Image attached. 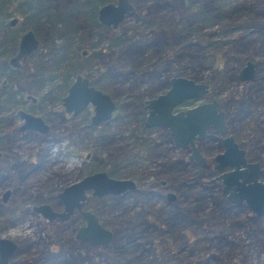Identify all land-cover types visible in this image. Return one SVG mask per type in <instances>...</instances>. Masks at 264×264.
<instances>
[{"label":"rangeland","instance_id":"obj_1","mask_svg":"<svg viewBox=\"0 0 264 264\" xmlns=\"http://www.w3.org/2000/svg\"><path fill=\"white\" fill-rule=\"evenodd\" d=\"M150 1L136 2L135 13H138L141 6H147ZM87 8V6L81 8V14L79 18H76V23L82 22L80 18H83L82 14L87 11ZM46 14L47 11L42 12L38 19L26 21L25 26L36 28L41 41L46 43L45 46L52 45L51 49L44 45L38 46L24 58L25 66L21 68V72H11V76L22 85H36L32 93L38 96L39 103L32 106L27 100L23 101V106L31 107L32 111L48 116L52 124H57L58 115L55 111L59 109V96L64 91L65 83L71 81L76 72L88 74V76L96 75L108 55L113 65V76H111L110 89L107 91L112 94L115 102L120 104V108L116 111V119L104 125L105 131L110 136L104 143H99L92 137V132H87L88 128H83L78 132H72L69 136H62L57 141H37L33 136H26L20 137L11 145L4 164L9 167L11 164L15 165L12 171L22 178L15 180L6 175L3 166L0 167V193L6 186L11 189L10 201L5 204V212L0 214V234L14 237L20 246L26 247V250L18 251L11 258L10 264L24 257L30 259L48 257L50 245L62 246L65 250L70 248L73 245L71 238L74 226L80 221L79 218L73 215L66 222L57 220L46 222L41 215L30 209V205L35 203L34 200L37 198L53 201L55 199L52 195L61 186L88 171L108 169L112 165L116 168L114 173H128L138 179L141 178L139 180L141 182L157 174L158 178L167 180V185L171 187V192L175 195V199L168 202L156 193L145 194L133 191L118 200L107 198L84 203L97 213L102 223L119 235L126 232L131 224H134L133 234L137 236V239L144 240L157 234L155 240L160 243L157 246L159 253L154 255L148 250H142L138 264H150V262L189 264L198 261L206 249L220 257V260L211 264H264V243H259L258 237H255L250 227L238 223L243 221L253 225L254 214L246 211L242 206L231 205L222 208L220 204H213L211 195H217V198L221 199L216 187L212 186L208 191L203 190L200 177L198 180L193 177H196L197 172L203 173L201 179L209 178L210 175L199 164L184 162L185 150L170 148L168 142L159 140L161 143L154 146L152 157L135 156L136 147L129 133L131 130L138 132L140 129L141 114L135 113L134 104L139 96L148 97L145 90L154 84L156 78L137 84L130 76L124 80L121 79L119 70L126 58L125 55L124 58H119L120 47H107L108 31L90 25L87 13H85L83 26L78 28L62 27L58 23L51 25L46 22L48 19ZM253 21L256 26L251 29L252 41L246 45V51L250 59L255 62L254 78L247 81L236 79L225 82L222 86L216 83L210 87V92L223 102L228 113L227 119L233 118L230 123L233 128L232 133L236 134L237 140L241 143L248 142L246 145L248 156L259 158V156L264 157V14L261 12ZM74 24L75 22H70V25ZM118 27L126 28L128 33L135 32L140 36H148L152 30L147 14H144L142 18L138 14L128 15ZM1 29L3 27H0V38L6 35L4 29ZM3 48L0 49V57L5 54ZM82 49L86 50L83 54ZM199 58L192 59V66L196 74L200 75L196 80L204 81L209 73L210 60L205 59L200 62ZM184 62H187L186 57L178 63H173L174 67L170 70V74L191 77L193 73L188 65L184 67ZM39 76L41 78L36 79ZM2 80L0 73V83ZM163 90L164 88L158 92ZM0 95L4 96L1 90ZM17 97L18 94L15 96L16 100ZM195 102L192 101L190 104ZM3 107H6L4 103ZM59 124L47 134L48 140L53 139L55 135H65L66 124ZM209 134L211 136L206 137L208 140L203 147V155L207 159L219 150L217 141L213 139L218 134L215 130L210 131ZM209 137L212 138L209 139ZM85 152L89 153L87 158L84 157ZM40 161L46 169L39 167L30 172L29 168L32 164ZM27 171L30 173H26ZM172 181H181V183L176 187V182L174 184ZM190 202H197L200 216L206 217L208 214L216 218L210 226L221 237L218 244L216 243L218 237H216L217 239L214 238L213 243L206 248L204 241L198 236L205 232V228H199L197 224H189L178 230H175L173 226V230L167 233L158 231V223L172 208H182ZM2 208L0 206V209ZM262 223L264 226V214ZM6 224H9L8 227ZM166 244L167 247L171 245L174 251H168ZM89 263L86 260L84 264ZM94 263L104 264V261L96 259Z\"/></svg>","mask_w":264,"mask_h":264},{"label":"trees","instance_id":"obj_2","mask_svg":"<svg viewBox=\"0 0 264 264\" xmlns=\"http://www.w3.org/2000/svg\"><path fill=\"white\" fill-rule=\"evenodd\" d=\"M103 1L106 0H42L36 4L35 0H0V22L8 15L9 11L27 13L30 8L34 12L38 10L45 11L54 7L59 15L53 18V23H58L62 27L78 28L82 25V22L80 24L76 23V18H79L81 8L87 6V11L83 14L87 13L89 24L108 31L107 47H120L119 58H124V55L128 58H125L120 65L119 74L122 75L121 79L124 80L127 76H130L137 84L156 78V82L145 90L147 95H153L158 89L167 85V79L172 75L170 70L174 67L173 63H178L185 57L187 62H184L183 65L184 67L188 65L193 73L191 77L194 80L199 78L200 75H197L194 71L192 59L199 57L201 58V60L198 59L200 62L205 59L210 60L209 73L204 80L210 87L216 83L222 86L225 82L236 80L237 67L245 59L250 58L246 51V45L252 41L251 29L256 26L253 19L259 16L261 12L264 14V0H227L225 2L223 0H151L147 6H141L138 13L136 12L141 18L144 14H147L149 24L152 25L151 33L148 36H140L135 32L128 33L126 28L123 27L110 29L101 26L96 19L95 11ZM132 1L134 2V8L128 15H137L135 13V3L139 0ZM51 2L56 3L52 5ZM84 18H80V21H83ZM70 22H75V24L70 25ZM234 32L237 33L232 35ZM16 36L13 37L12 34H9L10 52L15 47ZM42 43L46 45L45 42ZM48 45L47 47L51 49L52 46ZM106 56L107 61L102 65L100 74L104 73L105 77L107 75L113 76L112 61L109 60L111 57ZM128 60L130 62L127 64ZM93 81L99 88L110 89L109 84H105L98 76L93 77ZM13 85L18 88L20 84L14 81ZM9 91L13 90L9 89ZM136 100L137 102L134 104L135 111L141 113L143 112L142 100L139 98H136ZM119 108L120 104H117L116 110ZM116 117V112H114L112 119H116ZM0 134H2V131H0ZM140 134L138 132L133 134L135 138L133 144L140 155L149 157L154 153L155 141L152 142V139L146 138L144 135L140 136ZM162 134L163 140H169L166 131ZM95 135L101 142L108 141V133L103 129H97ZM137 137H139L138 140ZM193 177L198 180L200 177L199 172H197L196 177ZM180 183L176 182L175 186L178 187ZM142 192L147 194L150 191ZM112 197L115 200L118 199V196ZM211 199L215 205L220 203L217 195H211ZM252 219L253 225H250V222L243 221L238 223L250 227L255 237H258L259 243L263 244L264 226L262 216L253 215ZM215 220L214 216L208 214L206 217L200 216L197 202H190L182 208H172L160 220L157 229L167 233L173 230V226L176 228L175 230H178L189 224H197L199 228H205V232L198 236L208 248L209 244L213 243L214 238L217 239L216 237H218L217 244L221 239L215 229L210 226ZM133 233L134 224H131L122 235L117 234L114 230L111 249L108 251L98 249L103 257L108 255L106 264H138L142 250H148L154 255L159 253L157 246L160 243L155 240L157 234L152 235L150 238L143 237L144 240H142L137 239V236ZM148 239L151 241H148ZM222 239L224 238L222 237ZM169 247H167V250L173 252L171 245ZM218 260H220V257L206 249L198 261L189 264H211V262ZM150 264L153 263L150 262Z\"/></svg>","mask_w":264,"mask_h":264},{"label":"water","instance_id":"obj_3","mask_svg":"<svg viewBox=\"0 0 264 264\" xmlns=\"http://www.w3.org/2000/svg\"><path fill=\"white\" fill-rule=\"evenodd\" d=\"M134 4L131 0H113L103 2L96 10L97 20L105 26L116 28L122 19L132 10ZM12 22V19H11ZM37 45L31 30L24 31L19 38L17 52L10 58L12 64H17L18 58L30 52ZM84 51L82 50V53ZM255 63L247 58L237 71L239 81L252 80L255 76ZM207 92V84L196 81L193 78L171 75L168 79V87L160 93L144 100L146 114L144 125L165 126L172 143L176 147H188L190 152L187 157L203 159L198 152L193 140L199 138L209 126L216 127L223 132L226 128L223 111L216 107V100L211 99L196 103L182 110L172 111V108L183 99L199 98ZM64 109L72 114L79 112L87 104L92 105L90 124H97L101 120L109 118L115 107L113 99L105 92L88 84L86 77L76 74L67 88L66 94L61 99ZM22 122L19 129H34L40 132L47 130V124L41 116L30 114L24 110L18 111ZM223 150L214 155V167L221 170L223 166L231 169L220 173L222 178V193L226 198L236 202H244L255 216L264 214V183L259 180L263 175V169L259 167V161L246 163L243 149L237 146L231 135L222 137ZM247 167V168H244ZM247 183V184H246ZM234 184V185H233ZM134 183L127 178H114L108 176L105 171H95L81 177L62 188L57 193L63 208L61 211H53L47 204L34 205L33 209L39 211L48 219L58 216L66 218L74 207H79L80 200L85 197L84 190L91 189L94 195L105 193H119L125 188H133ZM232 188L231 191H226ZM8 191L3 192L5 199ZM174 193L167 191L165 199L171 201ZM85 224L77 228L75 236L81 240H91L97 244H104L111 238V231L103 227L90 211H80ZM15 244L12 240L0 236V257H7L12 253Z\"/></svg>","mask_w":264,"mask_h":264},{"label":"flooded vegetation","instance_id":"obj_4","mask_svg":"<svg viewBox=\"0 0 264 264\" xmlns=\"http://www.w3.org/2000/svg\"><path fill=\"white\" fill-rule=\"evenodd\" d=\"M39 1H42V0H35L36 4L39 3ZM106 1H113V0H106ZM106 1H103V2H106ZM103 2H101L97 6V8ZM53 3H56V2H51L52 5H53ZM133 4H134V2H133ZM97 8H96V10H97ZM133 8H134V6H133ZM37 9H39V8L37 7ZM46 10L45 11H43V10L39 11L38 10V11L33 12L32 9L30 8V11L27 13H18L15 11H9L8 15L3 18L2 22H0V27L1 28L3 27V29H4V30L3 29H1V30L5 31V34H6L5 37L3 36L0 38V49H2V47H4L3 51L5 53L0 57V65L3 66V67L0 66V73H1L2 78H3V80L0 83V90L2 91V93H4L3 97L0 95V131H2V134H0V167L3 166L4 170L6 171V175L11 177V178H14L15 180H19L21 177L20 175H17V174H15L14 171H12V169L14 170L16 166L11 164L9 167V165L4 164V161L7 159V154H8V151L10 150L11 145H13L17 141V139H20V137L22 138V137H26V136H30V137L33 136L37 141H45V142L51 141L52 142V141H57L62 136H69L72 132H78L80 129L88 128L87 132H90V133L92 132L93 133L92 137L94 139H96L99 143H104L106 141L101 142L100 139L96 138L95 132L97 129H103V131H105L104 125L108 121L114 120V119H112V116H113V113L117 111L116 110L117 103L112 98V96H111L112 94H110L107 91L108 89H105V88L102 89V88L97 87L95 82L93 81V77L98 76L99 79L104 81L105 84H109V86H111L110 82H111L112 77L109 75H107L105 77L104 73L100 74V70L102 68V65L105 64V62L107 60H105V62L101 65L100 69L98 70V73L94 76H88V74H81L79 72H76L75 75L80 74L81 76L86 77L88 80V84H90V85L98 88L99 90L107 93L113 99V101L115 103V107H114L113 111L111 112V115L109 116V118H107L105 120H101L97 124H94V125L90 124L89 119H90V116L92 114V105L91 104H87L76 114H72L71 112H68L64 109L63 105L61 104V99L66 94L67 88L70 85V83L73 81L75 75L71 81L65 83L64 91L59 96V101H58L59 109L55 111L58 115L57 124H52L50 122V118L48 116H46V115L43 116L42 114H37L36 112L31 110V107L23 106V101H27V100L30 101V104L32 106H36V104L39 103L38 102V100H39L38 96H36V95H34V93H32V92H34V88H36V85L28 84V85L24 86V85H22V83H20V81H17L20 85L18 88L14 87L13 82L16 80L14 77L11 76V72H13V71L21 72L20 71L21 68L23 66H25V65H23L24 58L26 56H28L29 54H31L32 51H34L38 46L44 45L43 43H41L42 41L39 37L38 30L34 27H26L25 22L28 20L38 19L41 16V13L46 12ZM58 13L59 12L56 11L54 9V7L47 10L46 15H47L48 19L46 22H48L49 24L52 25L53 24V18L55 16H58L59 15ZM128 14L126 16H128ZM95 15H96V11H95ZM82 17H85V14H83ZM11 19H12V22H11ZM50 19H52V20H50ZM96 19H97V17H96ZM84 20L82 21L81 26H83ZM49 21H51L52 23H50ZM121 22L117 25V27L121 24ZM98 23L103 27L115 29V28H112L111 26L102 25L99 21H98ZM26 30H31L33 32L35 38L37 39V45L30 52H28L27 54L18 58L17 64H12L10 62V58L16 54L20 35ZM9 34H12L13 37H15V35H17L15 47L11 52L9 51L10 50ZM2 35H4V33ZM44 47H45V45H44ZM82 50L84 51L83 53L86 52L85 49H82ZM82 50H81V53H82ZM254 67H255V65H254ZM238 69H237V71H238ZM181 76H183V75H181ZM38 78H41V77L40 76L36 77V79H38ZM236 78H237V73H236ZM36 79H33V80H36ZM168 79H167V85L158 89L153 95H147V93L145 92L146 96H148L147 98L152 97V96L156 95L157 93H160L158 91L163 89V88L165 90L168 87ZM203 82H205V81H203ZM205 83L207 84V92L206 93H204L199 98L183 99L180 103L176 104L172 108V111L174 112L177 110L185 109L186 107L192 106V105L199 103V102H202V101L215 99L217 102L216 103L217 109L223 111L224 122L226 125V128L223 132L219 131L216 127L209 126L199 138H196L193 140L194 145L196 146L198 152L202 155L203 159H196V158H190L189 159L187 157L188 153L190 152V145L189 144L187 145L188 147H186V148L174 146L172 143V140L169 136L168 130L165 126H157V125L145 126L144 125L143 121H144V117L146 114V109L144 108L143 105H144V100L147 98H143L141 96H139V99L142 100L143 112L136 113V111H135L136 114H141L140 115L141 123H140V129L138 130V133L139 134L141 133L140 136L144 135L146 138L152 139V142L155 141L154 142L155 146L157 144L161 143V142H159V140H160L163 142H168L170 148H180V149L185 150L186 151V157L184 158V162L189 161L190 163H194L195 165L199 164L201 167H204L207 170V174H209L210 177L201 179V177L203 176V173L199 174L200 185H201L202 189L206 190V191L210 190L212 186L216 187V190L218 191V196L221 197V199L218 198V201L220 203H217V204H222V205H220V207L226 208V207L231 206V205L237 206V207L242 206V207H244V209L246 211H251L250 208L243 201L242 202H236L231 198H226L225 193L221 192L222 187H223V182H222V178L219 177L218 175L220 173H223L225 171L230 170L231 168L229 166H223L221 170L215 169V167H214L215 162L213 160V157L216 153L221 152L223 150L222 137H224L225 135H231L233 140L237 143V146L243 149L244 161L246 163H251V162H254L256 160L259 161V167L263 169V175L258 179L261 180L263 183H264V157L259 156V158H251L250 156H248V149L246 147L248 142L241 143L239 140H237L236 134L232 133L233 128L231 127V125H232L231 120H233V118H230L229 120L227 119L228 113H227V109L224 108L225 106H224L223 102L221 100H219L216 97V95L211 94V92H210L211 88H210L209 84L207 82H205ZM9 89H12L13 91H9ZM163 91H161V92H163ZM16 94H18L17 100L15 99ZM192 101H196V102L193 104H190ZM136 102H137V100H136ZM3 103L6 105L5 108L3 107ZM15 106H16V108H14ZM19 110H24L30 114H35V115L41 116L42 119L44 120V122L47 124V130L45 132H40V131H37L34 129H29V128L19 129L18 126L22 122V119L20 118L19 113H18ZM41 111H44V110H41ZM17 119H18V122L16 123ZM59 123H65L66 124L65 127H66L67 131H66L65 135H62V134L55 135V136H53V139L48 140L46 138L47 134L51 133L53 129L57 128ZM213 130H215L216 133L218 134L213 139L217 141L219 150L216 151L214 154H212L210 156V159L209 158L207 159L205 157V155H203V151H204L203 147L205 146V144L208 140L206 137L209 136L210 135L209 132L213 131ZM164 131L167 132L169 140H163L162 139V137H163L162 132H164ZM134 133H135V131H133V130H131L129 133L130 137H132L133 139H135L134 135H133ZM109 137L110 136L108 134V140H109ZM211 138L212 137H209V139H211ZM136 139L138 140L139 137H137ZM153 151H154V149H153ZM137 153L138 152L136 150L135 156H140V157H145V158H150L154 154L153 153L151 156L147 157V156L140 155V153H138V155H137ZM88 155H89V153L85 152L84 157L87 158ZM39 167L41 169H46L45 166L42 164V161H40L38 163L32 164V166L29 168L31 170L30 172H32L33 170H35ZM244 168H247V167H244ZM115 169H116L115 166L112 165L108 169L100 168V169L88 171V172L82 174L77 179L61 186L59 188V190L54 195H52L53 198L55 199L53 201H49L47 198L35 199L34 200L35 203L30 205V209L32 211H34L35 213H38L39 215H41L45 219L46 222H52L54 220H57L60 222H66L73 215H76L79 218L80 221L76 224V226H74L73 237L71 238L73 241V245L70 248H68L67 250H65L62 246L57 245V247H56V245H50L48 247V253H49L48 257H43V258H38V259H35V258L30 259V258L24 257L22 259H16V261H13V264H84L86 260H88L90 262L89 264H91V261L93 262L92 264H95L94 261L96 259L104 261V264H106V260L108 258V255L103 257L101 251L102 250L108 251L111 249V246L113 245L112 242L114 240V230L107 227L104 223H102L99 220L97 213L94 212L93 210H91L88 206H85L84 203L86 201H94V200H98V199L104 200L107 198H114L112 196H118V199H121V197H123L125 194H127L129 192H133V191L134 192H140V193H144L142 191H150L147 194L156 193L159 196H163L165 199L166 192L172 191L171 187H169V185H167V180L158 178L159 175H157V174L155 176L151 177V179L141 182V181H139L141 178L138 179L134 176H131L128 173H123V174H121L120 172L114 173ZM17 170H18V168H17ZM100 170L105 171L108 176H111L114 178L131 179L134 183V187L133 188H125L122 192H119V193H105L102 195H94L91 193V189H86V190H84L85 197L82 200H80L79 207L78 208L74 207L72 209V211L68 214V216L66 218H63V219H61L58 216H55V217L48 219L47 217H44L39 211H36L35 209H33L34 205L47 204L53 211H58V212L61 211L63 208V204H62L60 198L57 196V193L59 191H61L64 186L79 180L81 177H83L87 174H90V173L95 172V171H100ZM30 172L27 171L26 173H30ZM172 182H174V184H175L176 181H172ZM174 184H173V186H174ZM6 190L8 191V193L6 194L5 199H3V192ZM231 190H232V188H228L226 191H231ZM10 194H11V189L8 186L4 187L2 192L0 193V206L3 207L2 209H0V214L5 212V209H4L5 204L10 201ZM118 199H116V200H118ZM174 199H175V196L173 197V199L171 201H173ZM171 201H168V202H171ZM86 210L93 213L94 216L96 217L97 221L103 227H105L111 231V238L109 241L105 242L104 244H97L94 241L81 240L75 236L77 228H79L81 225L85 224V220H84L83 216L81 215L80 211H86ZM23 211H25V210H23ZM8 225L9 224H6L7 227H8ZM0 236L6 237V238L12 240L13 243L15 244L14 249H13L11 254H9L7 257H5L3 259H1V257H0V264H10L11 258L18 251L26 250L25 249L26 247L20 246L18 241L10 235H1L0 234ZM55 247H56V249H55ZM98 249H101V251L99 252Z\"/></svg>","mask_w":264,"mask_h":264}]
</instances>
